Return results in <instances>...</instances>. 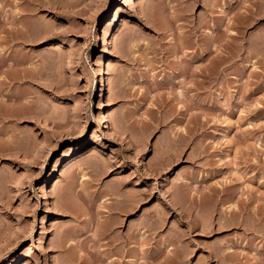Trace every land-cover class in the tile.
<instances>
[{"label": "rangeland", "instance_id": "374dc122", "mask_svg": "<svg viewBox=\"0 0 264 264\" xmlns=\"http://www.w3.org/2000/svg\"><path fill=\"white\" fill-rule=\"evenodd\" d=\"M39 1L0 0V264H264V0Z\"/></svg>", "mask_w": 264, "mask_h": 264}, {"label": "bare ground", "instance_id": "6f19581e", "mask_svg": "<svg viewBox=\"0 0 264 264\" xmlns=\"http://www.w3.org/2000/svg\"><path fill=\"white\" fill-rule=\"evenodd\" d=\"M25 2L28 3V5H27L28 7H27V9L24 10V11H27L28 14H31V15H33V14L35 15L36 10L38 11V9L42 6V3H41L39 0H25ZM61 2H62V1H61ZM74 2H75V1H74ZM45 3H46V2H45ZM81 3H82V2H81ZM120 3H121V1H120ZM46 4H47V3H46ZM69 4H70V3H69ZM121 4H123V3H121ZM131 5H132V7H133V4H131ZM184 5H185V4H184ZM115 7H116V6H115ZM115 7H114V9H115ZM117 8H118V6H117ZM117 8L115 9L114 14H113V12L111 13V14L113 15V16L111 15V16H112V19H111L109 22H106V24L104 25V27H103V33L108 34L109 31H110V29L112 28V25L114 24V22H115V21H118V19H119V14H120V13H119V10H118L119 8H118V9H117ZM187 8H188V7H187ZM92 9H93V8H92ZM122 9H123V8H122ZM113 11H114V10H113ZM36 14H37V13H36ZM122 14H123V13H122ZM34 15H33V16H34ZM121 17H122V16H121ZM15 18H16V17H15ZM35 18H36V17H35ZM110 18H111V17H110ZM16 19H17V18H16ZM37 19H38V18H37ZM190 22H191V21H190ZM17 23H18V22H17ZM116 23H117V22H116ZM115 25H116V24H115ZM116 27H117V26H116ZM105 34H104V35H105ZM102 36H103V35H102ZM105 36H106V35H105ZM235 36H236V35H235ZM234 38H235V37H234ZM62 41H63V40H62ZM60 45H61V44H60ZM229 56H230V55H229ZM231 57H232V56H231ZM230 59H231V58H230ZM10 61H11V60H10ZM95 63H97V62H95ZM97 66H99V65L97 64ZM99 67H100V66H99ZM99 70H100V68H99ZM99 75H100V71H99ZM103 81H104V80H103ZM105 81H106V78H105ZM99 82H100V80H99ZM99 86H100V85H99ZM101 88H102V87H101ZM101 88H100V89H101ZM5 96H6V95H5ZM6 100H7V99H6ZM71 101H72V100H71ZM73 102H74V101H73ZM101 104H103V103H101ZM99 112H101V111H99ZM98 114L101 115V113H98ZM100 115H98V118H99ZM103 115H104V114H103ZM101 117H102V115H101ZM101 117H100V118H101ZM102 118H103V117H102ZM105 119H106V118H105ZM101 120H103V119H100V121H101ZM105 121H106V120H104V122H105ZM107 121H108V120H107ZM109 121H110V119H109ZM109 121H108V122H109ZM110 122H111V121H110ZM106 124H107V123H106ZM110 124L113 125L114 123L111 122ZM115 125H116V124H115ZM107 127H108V126H107ZM115 127H116V126H112V128H114V129H112V131H114V132L117 131V132H118V131H119V130H118L119 128L116 130ZM110 128H111V127H110ZM112 131H111V132H112ZM114 132L112 133V135L114 134ZM117 132H116V133H117ZM118 133H120V132H118ZM121 134H122V133H121ZM114 136H115V134H114ZM116 136L118 137V135H116ZM120 136H121V135H120ZM120 136H119L118 139H122V138H123V135L121 136V138H120ZM124 138H125V137H124ZM116 139H117V138H116ZM121 141H123V140H121ZM126 141H127V140H124V142H126ZM123 144H124V143H123ZM78 145H79V144H78ZM75 146H76V145H75ZM73 147H74V146H73ZM69 148H70V147H68L67 152L70 151ZM66 149H67V148H66ZM80 150H81V149H80ZM81 151H82V150H81ZM72 152H73V150H72ZM79 152H80V151H79ZM63 153H64V152H63ZM65 154H66V152H65ZM79 156H80V155H79ZM64 157H65V156H64ZM72 157H73V156L71 155V158H72ZM71 158H70V159H71ZM57 160H58V159H57ZM58 161H59V160H58ZM64 162H65V161H64ZM57 164H58V163H57ZM57 164H56V165H57ZM62 164H63V163L61 162V166H62ZM56 168H57V167H56ZM58 168H60V167H58ZM57 170H58V169H57ZM57 170H56V171H57ZM56 183H57V180L55 181V184H56ZM129 207H131V206H129ZM48 223H49V222H48Z\"/></svg>", "mask_w": 264, "mask_h": 264}]
</instances>
